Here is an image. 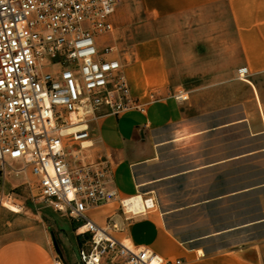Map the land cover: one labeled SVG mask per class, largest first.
<instances>
[{
  "label": "crops",
  "instance_id": "1",
  "mask_svg": "<svg viewBox=\"0 0 264 264\" xmlns=\"http://www.w3.org/2000/svg\"><path fill=\"white\" fill-rule=\"evenodd\" d=\"M137 1L146 24L158 23L148 37L143 31L144 40L130 48L132 61L124 64L131 97L143 111L93 121V146L86 154L108 157L118 196L129 200L146 186L141 171L158 161L162 146L184 143L179 139L185 134L198 143L211 135L213 154L198 170H213L218 186L212 198L170 212L167 218L151 209L126 221L119 203L113 201L91 211V220L104 226L111 217L121 229L114 232L118 241L127 240L171 264H264V239L231 250H208L206 243L223 233L188 239L168 226L177 213L199 206L223 209L227 199L250 206L258 194L262 207L264 0ZM244 67L248 75L239 80L238 70ZM191 83L201 86L186 87ZM204 97L210 99V113L226 114V121L210 127L195 122L207 114ZM167 131L171 140L160 142L159 135ZM2 211L0 226L7 220ZM258 225L264 227V218L248 221L243 228ZM53 260L46 236L9 238L0 231V264H53Z\"/></svg>",
  "mask_w": 264,
  "mask_h": 264
},
{
  "label": "built area",
  "instance_id": "2",
  "mask_svg": "<svg viewBox=\"0 0 264 264\" xmlns=\"http://www.w3.org/2000/svg\"><path fill=\"white\" fill-rule=\"evenodd\" d=\"M120 3L0 0V169L4 178L7 168L31 176L40 199L73 219L77 235L90 236L81 264H171L118 241L111 217L99 226L90 215L113 201L126 221L140 215L119 198L108 157L86 154L93 121L143 111L109 38ZM247 75L238 70L239 80ZM53 264L64 263L55 256Z\"/></svg>",
  "mask_w": 264,
  "mask_h": 264
},
{
  "label": "rangeland",
  "instance_id": "3",
  "mask_svg": "<svg viewBox=\"0 0 264 264\" xmlns=\"http://www.w3.org/2000/svg\"><path fill=\"white\" fill-rule=\"evenodd\" d=\"M120 2L114 16L115 27L109 38L123 63L128 64L133 57L131 46L144 40L143 31L149 32L145 37H148L150 31H156L158 23L146 24L137 0H120ZM229 31L232 34L231 25ZM199 85L200 83L195 85L191 83L186 87ZM201 102L208 110L207 114L195 120L196 123L210 127L216 122L227 120L226 114L210 113V99L204 97ZM192 121L194 122V119ZM176 136L182 138L179 133H176ZM171 138V131H167L161 133L158 140L167 142ZM211 139L209 135L200 139L198 143L194 137L185 134L179 139L184 143L162 146L158 161L141 171L146 186L141 188L138 195L144 201L153 200L155 206L153 209L166 215V218L169 217L170 212L184 210L185 207L212 198L218 186L215 173L213 170H198L205 165L204 160L213 154ZM32 179L31 176L16 178L10 173L9 168L4 178L0 169V208L7 217V220L1 224L0 231L9 238L21 236L37 238L44 235L49 240L54 258L60 256L64 264H81L79 254L81 249H86L90 236L77 235L75 231L78 224L73 219L60 216L50 209L40 199L36 181ZM259 195L262 201L261 208H259L258 194L255 198L256 202L250 206L236 203L235 199H227L224 201L223 209L206 210L199 206L187 212L177 213L171 221L168 220V226L179 232L182 238L188 239L223 233L222 236L213 237L206 243L208 250H231L251 243L254 245L264 239V227L258 225L248 229L243 226L248 221L259 222L264 218V194ZM7 205L14 206L18 213L11 212ZM125 243L128 241L125 240Z\"/></svg>",
  "mask_w": 264,
  "mask_h": 264
},
{
  "label": "bare ground",
  "instance_id": "4",
  "mask_svg": "<svg viewBox=\"0 0 264 264\" xmlns=\"http://www.w3.org/2000/svg\"><path fill=\"white\" fill-rule=\"evenodd\" d=\"M124 204L128 212L135 214H142V212L145 211L147 208H151L153 203L150 200L144 201L141 196L137 195L132 199L129 198V200L128 199L125 200ZM7 206L11 212L18 213V210L14 206H9V205Z\"/></svg>",
  "mask_w": 264,
  "mask_h": 264
}]
</instances>
